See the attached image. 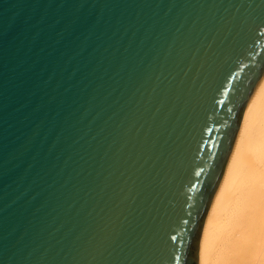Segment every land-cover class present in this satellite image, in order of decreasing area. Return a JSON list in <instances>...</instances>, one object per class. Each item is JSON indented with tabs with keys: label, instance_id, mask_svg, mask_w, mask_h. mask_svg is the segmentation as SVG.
<instances>
[{
	"label": "water",
	"instance_id": "1",
	"mask_svg": "<svg viewBox=\"0 0 264 264\" xmlns=\"http://www.w3.org/2000/svg\"><path fill=\"white\" fill-rule=\"evenodd\" d=\"M264 76V0H0V264H200Z\"/></svg>",
	"mask_w": 264,
	"mask_h": 264
},
{
	"label": "bare ground",
	"instance_id": "2",
	"mask_svg": "<svg viewBox=\"0 0 264 264\" xmlns=\"http://www.w3.org/2000/svg\"><path fill=\"white\" fill-rule=\"evenodd\" d=\"M200 264H264V76L207 215Z\"/></svg>",
	"mask_w": 264,
	"mask_h": 264
}]
</instances>
